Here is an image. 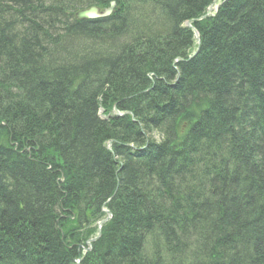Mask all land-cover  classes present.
Segmentation results:
<instances>
[{"label":"trees","instance_id":"trees-1","mask_svg":"<svg viewBox=\"0 0 264 264\" xmlns=\"http://www.w3.org/2000/svg\"><path fill=\"white\" fill-rule=\"evenodd\" d=\"M110 1L107 18L74 16ZM213 1L0 0V264H67L76 229L66 219L59 238L57 203L84 218L116 186L97 247L110 264H264V0H219L199 19ZM99 106L126 114L103 121ZM227 192L246 209H227ZM204 219L211 236L185 242Z\"/></svg>","mask_w":264,"mask_h":264},{"label":"bare ground","instance_id":"bare-ground-1","mask_svg":"<svg viewBox=\"0 0 264 264\" xmlns=\"http://www.w3.org/2000/svg\"><path fill=\"white\" fill-rule=\"evenodd\" d=\"M78 11H76L74 13V16H76V13ZM98 19L99 18H97V20ZM100 19H102V18H100ZM194 40L196 41L194 43V46H195L199 42V40L197 41V37L195 36V34H194ZM197 48L198 47H196V49H194L193 51H191L192 49L188 51V58L195 55ZM179 60L180 59L178 57H174L171 65H170V69H172L173 72H176V74L174 76V80L171 82L173 85L175 83H177V81H179L178 79L181 75V70L177 69V62ZM162 70H164V68H162ZM146 77H148L147 78L148 83H149L148 85H150V88L154 87V89H157L158 91L160 89L155 88V84L157 82H163L162 85H164V87L166 84L171 85V83L167 82L161 75H153L151 73H148V76L146 75ZM146 87H149V86H146ZM98 109H99L98 110L99 112H97L98 113L97 116L99 117L100 120H103V121L109 120L111 118V116H122V115L126 114L125 112H120L119 110H117L115 108H113L109 113H104L103 108L100 106L98 107ZM140 121L142 124L147 125L146 123H153L154 119L148 118V121H145L143 119ZM147 142H149V140ZM147 147H148L147 144H145L144 147L140 148L138 151L134 149L133 152L130 153L131 155H133V159L148 155L149 150ZM101 149L104 152H106L108 155L112 156L113 158L117 157L116 153L114 152V150L112 148V143L109 142V143H107V145H101ZM120 160L122 161V158H120ZM123 164H124L123 162H120L118 160L119 167L122 166ZM187 171H188L189 175L195 174V176H191V177H193L192 180H188L189 181L188 182L189 187L190 188H196L197 190L203 189V200L209 198L208 179L205 177V175L203 173L198 172L194 168H191V169L189 168ZM60 182H62V181H60ZM71 191H72V189H71ZM112 196L113 195H110L109 199H107L100 206V211L98 213L93 212L94 210H92V212H89L88 214H86L84 216V218L79 217L76 212H72L70 209L66 210L68 214H66L65 217L69 216V218H70V219H67V221L68 220L71 221L70 225L73 224L74 228L76 229V231L74 230L75 233L72 232L73 234L69 238V241L72 242V245L67 246V249L64 252V253H66L65 255H66L67 264H110L106 260L107 256H109L108 252L104 250L101 253H97L98 252L97 247L99 244L102 248L105 247L103 244V241L98 242V240L99 239L104 240L106 238L105 237L106 234H102V232L111 231V229L114 230V227L116 225V221L113 222V220H112L113 216L115 214L113 213L112 209H110L111 207L109 208L106 205V204H108V205L110 204V200H111ZM77 198H79V199L84 198L85 199L86 197L85 196L81 197L79 195V196H77ZM173 209H176V206H174ZM101 211L103 213H101ZM99 213H100V216H98ZM106 214H107V216H105ZM54 219H55L54 221L57 223L58 220H57L56 216L54 217ZM69 221H68V223H69ZM79 228H81V229H79ZM149 228H150L149 229L150 232L154 233V235H150L151 237H155L156 240L161 237V235L159 233L158 234L155 233L153 226L152 227L150 226ZM68 231L71 232L72 229L70 227H68ZM58 232H59V238L64 239L65 235H64L61 228L59 229ZM145 235L148 237V235L146 233H145ZM110 238H111V235H110V237L107 236L106 240H109ZM144 242L145 241L142 239L140 242V245H139V251L145 250L146 246L144 245ZM64 247H66V245ZM145 256L142 255L143 258H146ZM159 259H160V257H158L157 260H154L153 264H163ZM116 260L117 261L114 264H126V261L124 258H120L119 260L118 259H116ZM15 264H17V263H15ZM25 264H28V263H25Z\"/></svg>","mask_w":264,"mask_h":264},{"label":"rangeland","instance_id":"rangeland-1","mask_svg":"<svg viewBox=\"0 0 264 264\" xmlns=\"http://www.w3.org/2000/svg\"><path fill=\"white\" fill-rule=\"evenodd\" d=\"M219 3V0H216L215 1V4H213L212 5V7H208V10L206 9V12L205 13H208V14H210V13H212L214 10H215V6H216V4H218ZM204 13V14H205ZM204 14L201 16V18L204 16ZM150 136H152L154 139H159V138H161L162 136L159 134V133H157V131H153L151 134H150ZM132 147H140V146H138V145H135V146H133V145H131ZM214 151V150H213ZM116 188H117V186H116ZM116 188H114V191H113V193L112 192H110L111 193V195H114V193L116 192ZM223 192H225V191H223ZM214 193V192H213ZM231 193L230 192H227L226 193V201L228 202V203H226L225 204V207L227 208V209H229L230 207H232L233 205H232V202L230 203V200H229V198L230 197H234L233 195H230ZM213 195H215V193L213 194ZM248 197H249V195H247ZM236 200H237V202L240 204V206L243 208V210L244 209H246V205L245 204H247V203H245L246 202V199L245 200H243V201H240V199L238 198V195H235V197H234ZM60 200L62 199V197H60L59 198ZM60 200H58V201H60ZM225 201V202H226ZM245 203V204H244ZM57 207H55L54 208V210H55V212H56V215H58L57 216V220H58V225H59V222H60V218H62V221L60 222V225H59V227H58V225L56 226V228L59 230L60 228H63V225H65L66 223H65V220L66 219H70L69 218V216H67V217H65V215L66 214H68L67 213V208L66 207H64L63 205H61L60 206V204L59 203H57V205H56ZM211 206V205H210ZM213 209V211L212 212H210V219L211 220H218L220 217H219V213H217L218 211L215 209V207H213L212 208ZM104 211V210H103ZM105 212V211H104ZM101 213H103L102 211H101ZM105 214V213H104ZM98 216H100V213L98 214ZM97 216V217H98ZM105 216H107V214L105 215ZM219 217V218H218ZM66 218V219H65ZM216 218H218V219H216ZM194 219H196V218H194ZM210 219H204V221H201L199 224V227H196L195 226V228L196 229H192V228H190V229H188V230H186V232H185V237H183V239H185V242H189V241H191L192 240V237H193V239H194V241L195 240H197V238L200 236V237H204V238H208V237H210L211 236V230L212 229H208V228H210L211 227V220ZM55 220V219H54ZM210 224V225H209ZM258 224V227H259V229L260 228H262L263 227V225H261V223H257ZM193 225H197V224H193ZM68 227H70L71 229H74V225L72 224V225H67L66 226V228H63V229H68ZM208 227V228H207ZM210 233V234H209ZM181 238V237H180ZM240 246V244L239 245H237V249H239L238 247ZM148 253V252H147ZM226 253H230V251H227ZM250 263H251V261H250ZM15 264V263H14Z\"/></svg>","mask_w":264,"mask_h":264},{"label":"water","instance_id":"water-1","mask_svg":"<svg viewBox=\"0 0 264 264\" xmlns=\"http://www.w3.org/2000/svg\"><path fill=\"white\" fill-rule=\"evenodd\" d=\"M214 1L209 5V7H212V5L214 4ZM115 4H116L115 1H110L108 7L103 9V10H100L96 6H91V7L86 8V9H81L76 13L75 17L78 20H96L97 18H99V19L100 18H107L112 14L114 7H115ZM207 10H208V8H207ZM207 15H208V13H205V15L203 17H205ZM199 19H201V17ZM186 26H188V27L191 26L189 21L186 22ZM194 34L197 37V41H198L199 39H198V34L196 33V31H194Z\"/></svg>","mask_w":264,"mask_h":264}]
</instances>
